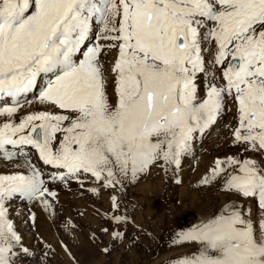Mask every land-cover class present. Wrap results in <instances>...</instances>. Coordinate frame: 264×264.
Here are the masks:
<instances>
[{
  "label": "snow or ice",
  "instance_id": "snow-or-ice-1",
  "mask_svg": "<svg viewBox=\"0 0 264 264\" xmlns=\"http://www.w3.org/2000/svg\"><path fill=\"white\" fill-rule=\"evenodd\" d=\"M102 50L115 52L110 77ZM33 101L50 110L17 122ZM233 109L238 154L217 157L198 181L222 179L230 199L175 234L192 250L174 264H264V0H0V154L16 168L0 174V264L36 256L10 219L14 201L55 216L58 185L91 177L94 195L122 191L153 166L179 185L197 135ZM110 200L108 218L127 224ZM28 219L35 227L36 214ZM36 239L44 256L55 250Z\"/></svg>",
  "mask_w": 264,
  "mask_h": 264
},
{
  "label": "rangeland",
  "instance_id": "rangeland-1",
  "mask_svg": "<svg viewBox=\"0 0 264 264\" xmlns=\"http://www.w3.org/2000/svg\"><path fill=\"white\" fill-rule=\"evenodd\" d=\"M114 55L107 50L101 52L100 59L108 77L111 73H107V69ZM205 58H209L207 53ZM206 83L203 81L202 89ZM107 94L109 101L114 102L111 79L108 80ZM45 110L50 109L33 101L20 110L17 122L24 114ZM233 116L234 109L225 111L219 118V127L214 131L210 127L202 137L197 135L193 154L182 160L178 173L182 183L179 185L174 182L171 170L166 174L160 167L153 166L135 183H127L122 191L101 188L99 195H94L88 191L96 186L91 177L84 180L83 187L75 180L70 181L68 187L58 185L54 189L57 191V200L53 201L55 216L38 203L30 205L26 201H14L9 209L10 219L25 245L36 251L35 258H27L26 264H174L178 257L192 250L190 245L173 244L175 234L212 216L230 199L222 190V179L204 186L198 181L217 157L223 159L238 154L237 147L231 142L230 125L235 123ZM0 122H3L2 118ZM26 151L35 163L43 167L34 150ZM239 155L241 158L245 156L242 150ZM247 155L257 158L253 153ZM15 170V164L4 160L0 154V174ZM113 194L118 197L119 205L115 214L126 216L127 224L117 226L108 218L114 214L110 200ZM30 212L36 214L35 227L28 219ZM69 220L75 225L71 231L64 227ZM102 228L109 231L105 233ZM114 230L123 232L124 238L113 240L111 232ZM37 236L55 250H47L48 255L44 256L45 249L38 243ZM61 243L69 248L71 257L64 252ZM105 247L109 249L107 253L102 251Z\"/></svg>",
  "mask_w": 264,
  "mask_h": 264
},
{
  "label": "bare ground",
  "instance_id": "bare-ground-1",
  "mask_svg": "<svg viewBox=\"0 0 264 264\" xmlns=\"http://www.w3.org/2000/svg\"><path fill=\"white\" fill-rule=\"evenodd\" d=\"M115 53V52H114ZM113 59V58H112ZM110 67H111V64H110ZM110 68L108 67V69H107V73H109V70ZM221 119V118H220ZM218 121H219V118H218V120H217V122H216V124L215 125H213V126H211V129H212V131H214V129H216L217 127H219L218 126ZM210 130V129H209ZM195 149V148H194ZM4 166V165H3Z\"/></svg>",
  "mask_w": 264,
  "mask_h": 264
}]
</instances>
